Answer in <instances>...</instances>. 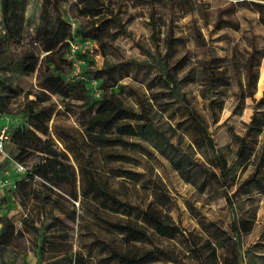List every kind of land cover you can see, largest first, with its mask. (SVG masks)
I'll return each mask as SVG.
<instances>
[{"label": "trees", "instance_id": "16d2710c", "mask_svg": "<svg viewBox=\"0 0 264 264\" xmlns=\"http://www.w3.org/2000/svg\"><path fill=\"white\" fill-rule=\"evenodd\" d=\"M120 1L129 3L133 0ZM155 2L156 0H146L150 40L154 50L142 42H136L147 58L113 60L106 54L107 49L118 52L117 46L104 39L107 27L115 29L114 36L130 34L126 21L112 6L113 0H79L78 13L88 17L90 22L77 25L75 29L72 28V21L64 18L61 13L51 15L48 8L44 7L41 26L31 40V45L27 44L23 54L17 59L6 61L1 58L6 50L3 48L4 43L0 45V62L4 63L1 68L16 69L21 75L35 73L39 88L35 92L24 91L23 88L0 83L5 92L0 94V113H7L12 96L21 93L25 95L21 119L13 126L11 134L15 149L13 160L28 167L26 175L15 185V191L24 198L30 197L36 202L52 204L72 220L79 216V204L76 206V202L79 203L80 195L103 206L110 204L117 210L132 208L128 202L100 186L91 156L82 155L85 163L79 161L74 147L69 143L79 146L80 138L77 139L70 129L60 125L54 127V132L50 129V121L56 113L55 105L48 104L52 95L62 97L65 112L84 114L80 119V127L83 132L81 137L86 145L94 144L112 150L128 144L130 139L143 140L168 159L171 166L187 180L192 178L197 169L204 171L200 188H208L210 199L224 197L230 205L234 204L235 198L251 194L252 185L264 189V175L260 174L264 167V138L256 148L254 143H247L244 136L233 134L232 143L236 149L231 159H228L214 141L206 118L191 106L184 90L185 84L194 79L198 80L200 95L210 112L212 123H217L224 106V86L229 83L227 71L222 65L223 57L211 54L199 62L196 73L191 70L184 71L187 57L178 55L179 39L175 36L171 21L161 39L163 32L156 16ZM27 3L28 0H1L3 34L20 43L25 30ZM179 3L183 6L186 1L179 0ZM237 4H247L258 12L259 22L264 26V0H231L226 7L219 10L214 22L216 28L240 27L238 21L224 15L225 12H233ZM170 6L173 11L174 4L171 3ZM56 7L60 9V6ZM72 35L77 36L80 41L92 39L96 42L97 49L100 48L106 54L101 67H84L80 78L71 76L73 63L67 57ZM196 36L202 45H206L200 32ZM250 46L244 63L246 85H243L241 79L240 85L243 93L247 89L248 96L253 97L259 79L258 67L264 57V44L260 45L251 40ZM77 55L84 60L86 58L85 52L78 51ZM27 58L33 61H27ZM35 59H39V62L34 61ZM126 77L143 83L146 92L141 94L132 84L123 83L122 80ZM89 81H99L100 89L94 93L88 86ZM31 95L34 98H30ZM131 96L135 98L134 104L127 101ZM169 109H173L174 115H179L175 123L171 119L175 116L166 115ZM255 109L256 112L259 109L264 112V90L255 103ZM181 127L190 130L191 141L184 140ZM247 127L250 132L262 133L264 116L254 113ZM53 133L66 144V150L60 149L52 137ZM69 153H73L79 163L80 190L77 185L78 170ZM107 154L114 159L122 157L121 153L114 151ZM250 163L254 165V169L240 179L239 170L243 172ZM36 178L39 188L35 186ZM64 185H68V188L65 189ZM2 200L7 201L5 198ZM62 200L72 201L71 211L62 204ZM95 215L106 226L121 233L126 241L151 243L147 248L134 244L120 250L97 238L119 264H240L244 260L243 237L253 230L256 220L254 213L232 220L229 227L223 226L219 219L208 220L201 223L202 231L198 232L183 228L169 211L154 206L152 201L141 210V221L131 217L109 219L96 213ZM27 222L24 218V227L19 228L7 214H0V246H17L16 242L25 237L29 227L38 236L43 234L42 227L31 223L27 225ZM150 229L167 238L169 243H154ZM53 238L59 236L55 235ZM55 242L48 241L47 245ZM28 250L17 252L26 253ZM32 251L37 258L36 264H41V249L34 246ZM256 254V251L249 250L246 264H251L249 259L254 260L253 256ZM80 258L77 252L71 255L73 264H77Z\"/></svg>", "mask_w": 264, "mask_h": 264}, {"label": "rangeland", "instance_id": "374dc122", "mask_svg": "<svg viewBox=\"0 0 264 264\" xmlns=\"http://www.w3.org/2000/svg\"><path fill=\"white\" fill-rule=\"evenodd\" d=\"M79 0H28L25 9V30L23 32L22 42H18L13 37L7 36L2 30V10L0 0V45L6 52L1 58L6 61L19 58L24 47L31 45V40L35 37L38 28L43 21V8L47 7L51 15L61 13L69 21L76 22L77 25L90 22L88 17L79 15L77 3ZM126 1V0H122ZM186 3L181 6L179 0H156V16L161 26V39L165 35L166 28L171 21L175 36L178 40V55H185L187 66L184 71L191 70L196 73L199 62L211 54L223 57L222 65L227 71L229 83L224 86L223 110L219 113L217 123H212L210 112L204 104L200 95V82L196 79L184 85V90L190 101L191 106L196 108L205 118L216 144L222 148L223 155L228 159L234 154L236 146L232 143L233 134L237 133L245 137L247 143L252 142L258 148L264 138L262 133H253L248 130L247 123L251 120L254 113L258 116H264L263 110L256 112L255 103L263 95L264 90V57L258 67V83L253 97L248 96V90L242 92L240 79L243 85H246V73L244 63L248 56L251 46L250 41L264 44V26L259 22V14L247 4H237L236 9L229 13L225 12V17L238 21L240 27L225 26L216 28L214 22L218 16L219 10L226 7L231 0H185ZM174 4L173 11L170 4ZM60 6L57 9L56 6ZM114 9L120 17L126 21L130 34L124 33L114 36V28L109 26L104 34V39L118 47V52L114 53L110 49L106 54L113 60L119 58H147L138 48L136 42H142L145 46L154 50L150 40V27L148 16V5L146 0H133L131 2H122L113 0ZM2 31V32H1ZM204 36L206 45H202L197 34L199 32ZM81 46V52L86 53L84 63L81 69L92 67H101L104 61V51L92 44L76 40ZM161 44H163L161 42ZM162 47V45H161ZM27 61H33L30 58ZM38 61L39 59H35ZM94 61V62H93ZM94 63V64H93ZM0 83L23 88L24 91H39L37 86L36 74L21 75L16 69L6 70L4 63L0 62ZM123 83L132 84L139 93L146 92L143 83L137 82L129 77L122 80ZM88 86L97 92L101 83L90 82ZM0 94H5L0 85ZM24 94L21 93L12 96L11 104L7 108V113L12 117L13 123L21 119ZM244 96V100L242 97ZM30 98H34L33 95ZM127 101L134 104L135 98L128 97ZM56 107V113L53 115L50 126L54 132V127L60 125L70 129L80 143L74 145L79 161L85 163L82 155H89L93 158V166L96 169V175L100 186L107 188L121 200L128 202L132 208L130 210H117L110 204L103 206L96 203L93 199L79 196V205L77 206L78 217L72 220L65 217L52 204H44L34 201L32 198H24L21 193L15 191L17 181L25 175V171H18L14 164L12 156L14 155V145L8 141L4 149L0 151V214H7L13 219L16 226L24 227V218L27 219V225L35 224L42 227L43 234L38 236L30 227L26 229L25 237L17 241V246H0V264H36L37 258L32 251L34 246L41 249L43 253V262L41 264H73L71 255L77 252V264H119L114 259L108 249L98 241H106L120 250H125L134 244L137 247L147 248L151 246L149 242H128L118 231L109 228L102 223L97 215H102L109 219L116 217H131L140 220V212L151 201L156 207L169 211L175 220L185 229L202 231L201 223L219 219L223 226L229 227L234 219L255 214V224L253 230L243 237L242 252L244 260L240 264H246L249 250L256 251L253 259H249L251 264H264V189L255 185L251 186V194L239 196L234 199V204L230 205L224 197L212 200L208 197V188L201 189L200 182L203 179L204 171L197 169L190 180L182 177L170 164L169 160L158 153L149 143L138 138L130 139L129 143L118 147L117 149H106L98 145H86L81 137L83 132L80 127V119L84 117L83 113H67L64 111L62 97L52 95L48 102ZM173 109H169L166 115L175 123L179 115L173 114ZM5 119L0 117V125L5 123ZM185 141L192 140L190 130L180 128ZM52 137L60 147L66 150V144L61 141L54 133ZM68 143V141H67ZM114 151L121 153V158H111L107 152ZM70 159L78 170V189L80 190V167L73 153H69ZM198 158H203L198 155ZM30 163V162H29ZM30 165V164H29ZM254 165L248 164L243 172L239 170L240 179H243L252 172ZM260 174L264 175V167ZM35 186L39 188L36 178ZM65 189L68 185H64ZM59 192V189L55 188ZM27 190H25L26 192ZM157 194V197H156ZM2 198L7 201L4 202ZM69 200V198L66 196ZM62 204L69 210L73 208L72 201L62 200ZM53 223V224H52ZM55 223V226H54ZM48 225H52L48 229ZM1 226V225H0ZM153 242L160 245H166L169 240L159 236L152 229ZM59 238H53V236ZM55 240V243L47 245L48 241ZM24 249H29L26 253H18Z\"/></svg>", "mask_w": 264, "mask_h": 264}, {"label": "built area", "instance_id": "2783aa9c", "mask_svg": "<svg viewBox=\"0 0 264 264\" xmlns=\"http://www.w3.org/2000/svg\"><path fill=\"white\" fill-rule=\"evenodd\" d=\"M76 27H77V23L72 22V28L75 29ZM77 39H79L77 36L72 35V38L70 40V50L68 51V54H67L68 59L71 60L73 63V71H72L71 76L74 78L82 77L81 64L84 63V59L77 55V52L82 50L81 46L76 41ZM83 41L87 44H92L94 46H97L96 42L90 38H86ZM1 118L5 119L6 121L2 125H0V151L4 149V145L6 142L11 141L12 128L16 124V123H13L12 117L8 114H2ZM14 164L18 171L26 172L28 169L27 166L17 161H14ZM76 203L77 205L79 204L78 202Z\"/></svg>", "mask_w": 264, "mask_h": 264}, {"label": "crops", "instance_id": "0c3cea01", "mask_svg": "<svg viewBox=\"0 0 264 264\" xmlns=\"http://www.w3.org/2000/svg\"><path fill=\"white\" fill-rule=\"evenodd\" d=\"M1 117V116H0Z\"/></svg>", "mask_w": 264, "mask_h": 264}]
</instances>
